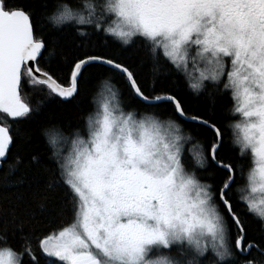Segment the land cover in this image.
Masks as SVG:
<instances>
[{"label": "snow or ice", "instance_id": "1", "mask_svg": "<svg viewBox=\"0 0 264 264\" xmlns=\"http://www.w3.org/2000/svg\"><path fill=\"white\" fill-rule=\"evenodd\" d=\"M46 21L139 45L152 79L91 39L58 64L34 10L0 0V167L23 163L15 125L47 100L85 95L93 70L110 74L89 97L83 129H43L48 188L64 190L65 207L0 217V264H264V0H59ZM166 80L213 107L231 100L230 121L193 111Z\"/></svg>", "mask_w": 264, "mask_h": 264}, {"label": "trees", "instance_id": "2", "mask_svg": "<svg viewBox=\"0 0 264 264\" xmlns=\"http://www.w3.org/2000/svg\"><path fill=\"white\" fill-rule=\"evenodd\" d=\"M23 5L31 7L36 17L42 25H46V36L57 45V56L53 58L58 64L66 63L72 54L77 50V46L86 43L91 39L96 45L106 47L111 51H115L117 55L133 64L142 74L146 83H150L152 79L151 63L146 53L139 45L123 46L120 41L111 36H92L90 38L80 37L75 31L61 32L47 24L46 15L53 11L54 5L59 0H19ZM109 73L101 70H93L86 78L84 88L85 95H81L77 99L70 102H63L59 99L52 98L42 103V112L31 122L15 125L19 130V137L14 155H18L23 161L16 171L9 173L7 167H0V217L7 211L15 208L19 212H23L24 208L31 207L38 210V205L43 204L46 209L59 211L65 207L66 194L63 189L53 186L49 189L48 184L53 180V172L51 169V161L46 147V138L43 135V129L50 126H59L63 130L83 129L84 117L90 108L89 97L91 93L96 92L100 87V83L104 79H108ZM117 87H120L118 81H113ZM169 88L175 90L183 96L187 106L193 111H199L205 115H212L218 122L227 124L229 116L227 108L231 106V101L225 99L224 102H217L213 107L210 105L205 96L194 97L190 94L186 85L181 83H173L171 80L165 81ZM29 99L36 103V98L30 92H27ZM126 109L131 110L130 104L124 105ZM162 118H167L162 114ZM185 132H189L196 138L199 130L192 128L190 125H184ZM225 140L231 149L230 155H238L237 149H233L229 138L228 128L226 130ZM190 147V144L187 146ZM32 156L39 157L40 165L33 164L27 167ZM12 161H10L11 163ZM46 197V198H45ZM48 219L46 216H39V227L41 230L48 227L44 221ZM68 215L60 217V222L66 221ZM249 223L252 231L259 234L261 224L255 218L249 217Z\"/></svg>", "mask_w": 264, "mask_h": 264}, {"label": "flooded vegetation", "instance_id": "3", "mask_svg": "<svg viewBox=\"0 0 264 264\" xmlns=\"http://www.w3.org/2000/svg\"><path fill=\"white\" fill-rule=\"evenodd\" d=\"M190 91V90H189ZM190 94L192 95V96H194V97H201V96H203V95H201V96H195L194 94H192L191 93V91H190ZM231 101V100H230ZM231 104H232V102H231ZM231 107V106H230ZM230 117H229V119H228V122L230 121ZM228 132H229V138H230V141L232 140V137H233V130L231 129V128H228ZM193 136V135H192ZM194 137V136H193ZM193 145L192 144H190V147H189V149H191V147H192ZM237 152H238V149H237ZM247 163V162H246Z\"/></svg>", "mask_w": 264, "mask_h": 264}, {"label": "rangeland", "instance_id": "4", "mask_svg": "<svg viewBox=\"0 0 264 264\" xmlns=\"http://www.w3.org/2000/svg\"><path fill=\"white\" fill-rule=\"evenodd\" d=\"M259 195H260L259 193H256L257 198H259Z\"/></svg>", "mask_w": 264, "mask_h": 264}]
</instances>
